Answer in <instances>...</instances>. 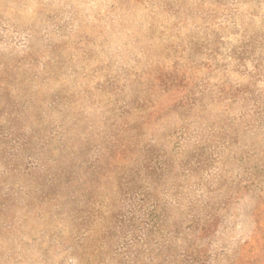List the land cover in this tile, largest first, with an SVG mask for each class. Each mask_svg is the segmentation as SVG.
Here are the masks:
<instances>
[{"label": "rangeland", "instance_id": "obj_1", "mask_svg": "<svg viewBox=\"0 0 264 264\" xmlns=\"http://www.w3.org/2000/svg\"><path fill=\"white\" fill-rule=\"evenodd\" d=\"M0 264H264V0H0Z\"/></svg>", "mask_w": 264, "mask_h": 264}]
</instances>
